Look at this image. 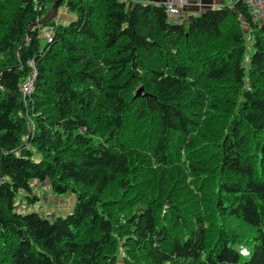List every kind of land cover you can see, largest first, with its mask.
Returning a JSON list of instances; mask_svg holds the SVG:
<instances>
[{
	"label": "trees",
	"instance_id": "16d2710c",
	"mask_svg": "<svg viewBox=\"0 0 264 264\" xmlns=\"http://www.w3.org/2000/svg\"><path fill=\"white\" fill-rule=\"evenodd\" d=\"M54 1L0 0V264H99L117 241L139 248V264H264V22L243 0L183 21L159 3L66 0L73 17L48 21L43 44L41 27L28 29ZM243 24L254 39L248 66ZM140 86L151 96H136ZM220 115L229 119L217 137ZM133 118L155 164L172 167L175 154L191 177L217 178L218 237L202 216L159 221L163 199L143 192L122 209L134 184L121 134ZM120 174L123 193L108 210L103 195ZM35 179L75 192L74 209L53 219L22 212L17 195L30 197ZM239 222L253 235L245 249Z\"/></svg>",
	"mask_w": 264,
	"mask_h": 264
},
{
	"label": "rangeland",
	"instance_id": "374dc122",
	"mask_svg": "<svg viewBox=\"0 0 264 264\" xmlns=\"http://www.w3.org/2000/svg\"><path fill=\"white\" fill-rule=\"evenodd\" d=\"M62 10H67V14L70 13V10L65 5L60 6L57 20L64 18V16L61 15ZM185 16L186 15L183 12L180 17L176 19L174 18L173 20L180 21L182 18L183 21L190 17V15L186 18ZM243 26L247 36L245 63L248 66L250 56L254 49V39L250 35V31L245 24H243ZM42 27L43 26H41V28ZM41 42L43 44L47 43L48 38L42 35ZM216 82L217 81H213V83ZM208 104H210V101ZM223 113H225V111H223ZM220 118L222 119L216 121L218 122V125L213 131V134L215 133L217 137L222 134L223 130L228 126L227 120L229 118L227 116L224 117L223 115H220ZM108 120L110 121V118L104 122L106 132L109 128H114L115 126L113 122H108ZM206 129V127L203 128V130ZM105 130H103L104 134L106 133ZM145 133L146 130L144 129V124L138 123L136 118H133L130 121H125L121 140L123 138L127 139L125 151L128 153L130 165L132 167L128 176L131 177L134 185L125 192L127 193L125 196H121V201L123 203L122 209L125 210V212L130 211L127 207L129 205L128 202L134 200L133 194L136 192H143L146 194V197L144 198L145 201L146 199H153V197L160 198V200L163 199L162 202H164V206L162 209H159V221H164V223L169 224L171 222V219L167 218L169 214L183 216L187 221L190 219V216H202L207 222L211 223V236L218 237L219 232L215 227L216 216L214 208L212 207V205L215 204V201L213 200L215 198V191L213 188L217 186V178H214V175H208L203 179L200 178L199 181L198 179L191 177L192 175H189L186 171L187 169H185L184 162L177 161V157H174L175 154L172 155L173 162L170 164L172 167H167L165 165L161 167L158 166L153 161L154 159L148 147V144L150 145L152 142L150 141V138L145 136ZM200 134L203 135V131L200 132ZM105 136L106 135H104V137ZM145 139L148 142H145ZM204 140H206V138L203 136L201 141ZM176 145L177 144H175V146ZM174 151H177L176 147L174 148ZM180 152L183 154L181 159L185 160V151L182 149ZM35 155V158H39L40 156L38 152H35ZM209 159L207 158V160ZM124 177H127V175L120 174L117 176V179L104 192L103 198L110 199L113 204L112 207H107L108 210L109 208L114 210V204H116L117 197L123 193L120 186L121 178ZM143 178H148V180H145V182L142 183L140 179ZM139 193H137V196L141 197ZM17 200L22 212H38L43 217L53 219L57 216H63L71 212L76 204L77 195L73 191L58 193L53 190L48 179L45 181L35 179L32 182V193L30 197L26 192H20L17 195ZM156 201L157 199L154 200V202ZM141 204H145L143 200L141 201ZM165 212H168V214ZM235 227L239 234L241 233V236L236 237L238 241L237 245L241 246L242 249L247 248L252 242V232H250L248 227L241 222L235 224ZM223 237H225V235H223ZM138 252L139 248L136 246L129 245L127 248L125 247V242L121 243V241H117L105 249L103 252L105 256L101 258L99 264H139L142 257ZM72 261L74 260L71 259L69 264H75L76 261ZM142 262L144 263L147 261L144 259Z\"/></svg>",
	"mask_w": 264,
	"mask_h": 264
},
{
	"label": "built area",
	"instance_id": "2783aa9c",
	"mask_svg": "<svg viewBox=\"0 0 264 264\" xmlns=\"http://www.w3.org/2000/svg\"><path fill=\"white\" fill-rule=\"evenodd\" d=\"M188 0H165L164 6L169 15L170 19H176L180 17L184 12V7ZM244 4L248 8L252 20L257 24H262L264 22V0H243ZM182 20V18H181ZM41 35H44L51 40L54 34L53 26H46L40 28ZM31 63V62H30ZM33 65V63H31ZM36 76V69L34 68L32 73H30L21 84V90L23 94H28L34 87V81Z\"/></svg>",
	"mask_w": 264,
	"mask_h": 264
},
{
	"label": "crops",
	"instance_id": "0c3cea01",
	"mask_svg": "<svg viewBox=\"0 0 264 264\" xmlns=\"http://www.w3.org/2000/svg\"><path fill=\"white\" fill-rule=\"evenodd\" d=\"M141 1L162 4L164 0H141ZM234 2L235 0H188L187 4L184 7V14L186 15L185 18L189 17V15L191 16V15L200 14L210 7H218L220 5H233ZM66 12L67 10H62L61 15L64 16V18H60L57 21L66 22L71 17H73L72 14L70 13L67 14Z\"/></svg>",
	"mask_w": 264,
	"mask_h": 264
},
{
	"label": "water",
	"instance_id": "95a60500",
	"mask_svg": "<svg viewBox=\"0 0 264 264\" xmlns=\"http://www.w3.org/2000/svg\"><path fill=\"white\" fill-rule=\"evenodd\" d=\"M65 1L66 0H55L51 8L46 12V14L40 20L36 21L29 27L28 34H30V32L34 28L44 26L48 21L56 19L59 12V7ZM136 96L149 97L151 96V94L146 92L143 86H140L137 90Z\"/></svg>",
	"mask_w": 264,
	"mask_h": 264
},
{
	"label": "bare ground",
	"instance_id": "6f19581e",
	"mask_svg": "<svg viewBox=\"0 0 264 264\" xmlns=\"http://www.w3.org/2000/svg\"><path fill=\"white\" fill-rule=\"evenodd\" d=\"M165 0L163 1V4H164Z\"/></svg>",
	"mask_w": 264,
	"mask_h": 264
}]
</instances>
